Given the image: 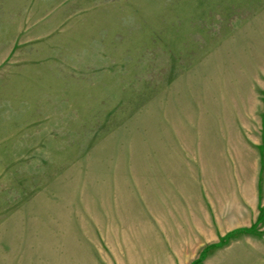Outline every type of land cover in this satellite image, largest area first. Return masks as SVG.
I'll return each mask as SVG.
<instances>
[{
    "label": "rangeland",
    "instance_id": "obj_1",
    "mask_svg": "<svg viewBox=\"0 0 264 264\" xmlns=\"http://www.w3.org/2000/svg\"><path fill=\"white\" fill-rule=\"evenodd\" d=\"M0 264H264V0H0Z\"/></svg>",
    "mask_w": 264,
    "mask_h": 264
},
{
    "label": "trees",
    "instance_id": "obj_2",
    "mask_svg": "<svg viewBox=\"0 0 264 264\" xmlns=\"http://www.w3.org/2000/svg\"><path fill=\"white\" fill-rule=\"evenodd\" d=\"M261 214H262V213H261ZM246 233H248V234H249V233H251V231H250V230H246Z\"/></svg>",
    "mask_w": 264,
    "mask_h": 264
}]
</instances>
